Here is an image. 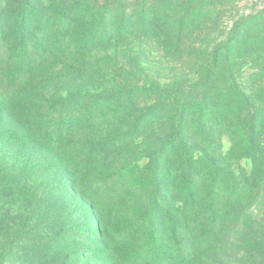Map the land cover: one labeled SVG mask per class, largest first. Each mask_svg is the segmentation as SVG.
I'll use <instances>...</instances> for the list:
<instances>
[{
  "label": "rangeland",
  "instance_id": "rangeland-1",
  "mask_svg": "<svg viewBox=\"0 0 264 264\" xmlns=\"http://www.w3.org/2000/svg\"><path fill=\"white\" fill-rule=\"evenodd\" d=\"M142 1L144 17L167 13L157 0ZM61 2L79 11L77 0H0V55L11 56L6 44L13 39L24 43L19 54L30 56L38 43L65 38ZM187 6L194 14L188 21L197 28L192 41L237 45L236 57L247 63L237 64L231 98L207 102V127L193 132L171 104L173 92L161 93L155 84H179L189 106L201 97L191 85L203 74L207 53L191 67L184 55L158 52L137 33L94 46L76 60L75 97L64 106L67 112L59 110L60 118L29 133L26 125L0 116V264H198L183 211L176 209L187 199L191 166L196 181L203 175L198 170L205 151L218 166L232 162L240 147L250 151L252 108L245 84L261 68L255 60L264 59V0H190ZM13 25L22 27L16 38L8 29ZM225 73H213L217 84L207 98L224 87ZM53 82L63 86L60 75ZM47 90L45 96L39 91L44 100L59 97V89ZM258 135L264 138L263 131ZM208 182L200 181L199 198ZM250 211L264 219V192ZM238 223L234 231L220 232L229 244L203 264H262L256 251L244 247L249 232Z\"/></svg>",
  "mask_w": 264,
  "mask_h": 264
},
{
  "label": "trees",
  "instance_id": "trees-1",
  "mask_svg": "<svg viewBox=\"0 0 264 264\" xmlns=\"http://www.w3.org/2000/svg\"><path fill=\"white\" fill-rule=\"evenodd\" d=\"M189 1L157 0L165 4L167 13H154L151 19L142 16L145 13L142 0H77L80 7L77 13L61 2V15L68 20L66 25L60 27L65 38L36 43L39 48L30 56H21L19 53L24 49V43L13 39L6 44L12 50L11 56L0 55V116L4 115L3 119L26 125L29 133L38 123L44 125L56 117L60 118L59 110L67 112L69 108L64 106L75 97L76 92L71 86L74 85L76 60L84 58L96 45L109 41H127L137 33L135 35L138 37L151 41L158 52L184 55L185 59L192 62L191 67L194 66L195 57L203 51L204 54L207 53L208 59L201 65L203 74L191 85L192 89L201 90V97L191 100L189 106L182 98L179 84L173 85L174 88H169L167 84H155L161 93L172 91L171 104L183 112L186 123L193 132H203L207 127L203 115L211 112L205 105L219 100L225 103L224 100L230 99L229 87L234 85L241 69L237 64L243 67L247 63L244 58L236 57L237 45L230 48L226 42H209L203 45L191 40L197 28L192 27L191 21H188V17L194 15L189 16L191 10L189 6L186 7ZM18 2L22 3L23 0ZM175 4L177 5L174 6ZM127 6H130L129 12L126 10ZM124 25H129V29H124ZM8 29L15 38V33L22 31L19 25ZM57 30L59 29L53 28L51 31L55 33ZM73 33L78 34V38H66ZM258 45H262V42ZM255 62L261 68L249 74L245 84L250 93V99L246 103L252 108L253 133L250 136L249 153H244V147H240L230 156L232 162H228L227 166H218L214 154L205 151L202 154L204 167L198 170L203 175L196 181V171L194 165L191 166L188 175L190 181H186L185 187L187 199L178 201L182 206L176 211L177 214L183 211L180 216L192 240V258L198 257V264L211 262L215 253L223 252L222 248H226L229 241L222 238L223 233L221 235L220 232H226L229 228L234 231L239 221L241 228L249 232L245 240L243 238L246 235L242 238L244 247H248V251H256L264 264V219L253 217L250 211L264 192V138L258 135L259 131L264 132V59L258 57ZM214 72H226L223 76L224 87L219 86L221 88L218 92L207 98L205 92L209 95L208 88H216L217 83L212 79ZM58 75L63 84L60 88L56 87L57 82H53ZM47 86L59 89V95L54 96L59 97L44 100L39 91H43L44 96L48 95ZM245 92H239L242 98ZM9 99L13 104L4 106V101L8 102ZM43 131H38V134ZM206 146L213 150L212 144ZM246 160L250 161L248 167L244 163ZM203 180L209 182L206 191L203 185L205 197L199 198V192H202L199 183Z\"/></svg>",
  "mask_w": 264,
  "mask_h": 264
}]
</instances>
